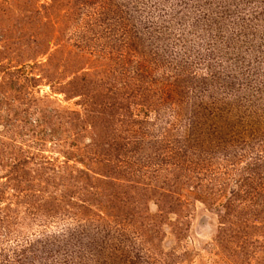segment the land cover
<instances>
[{
  "label": "rangeland",
  "instance_id": "obj_1",
  "mask_svg": "<svg viewBox=\"0 0 264 264\" xmlns=\"http://www.w3.org/2000/svg\"><path fill=\"white\" fill-rule=\"evenodd\" d=\"M0 264H264V0H0Z\"/></svg>",
  "mask_w": 264,
  "mask_h": 264
}]
</instances>
